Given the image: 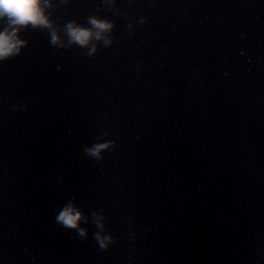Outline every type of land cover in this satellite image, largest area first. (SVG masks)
I'll use <instances>...</instances> for the list:
<instances>
[{
	"label": "water",
	"instance_id": "water-1",
	"mask_svg": "<svg viewBox=\"0 0 264 264\" xmlns=\"http://www.w3.org/2000/svg\"><path fill=\"white\" fill-rule=\"evenodd\" d=\"M52 2L0 59V264H264V0Z\"/></svg>",
	"mask_w": 264,
	"mask_h": 264
},
{
	"label": "clouds",
	"instance_id": "clouds-1",
	"mask_svg": "<svg viewBox=\"0 0 264 264\" xmlns=\"http://www.w3.org/2000/svg\"><path fill=\"white\" fill-rule=\"evenodd\" d=\"M52 0H0V59L21 51L27 41L21 36V32L28 26L43 27L51 30V42L62 44L63 38L60 30L55 26L52 13ZM6 26H3L5 25ZM114 21L106 18L92 16L88 24H81L75 20L68 21L63 28L69 43L87 46L91 44L90 52L96 51L94 41L103 40L105 44L111 42L109 33L114 28ZM107 145H98L89 149L92 154H99ZM84 212L74 203L70 202L58 216L65 226L78 228L81 235L86 234L87 229L80 227ZM97 223L102 227L103 220ZM97 238L102 247H106L111 240L110 236L97 233Z\"/></svg>",
	"mask_w": 264,
	"mask_h": 264
}]
</instances>
